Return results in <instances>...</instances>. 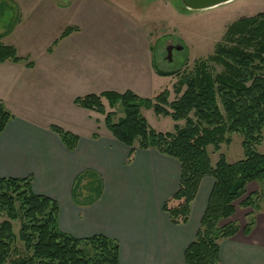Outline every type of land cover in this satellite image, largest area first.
I'll return each mask as SVG.
<instances>
[{"label":"trees","instance_id":"obj_1","mask_svg":"<svg viewBox=\"0 0 264 264\" xmlns=\"http://www.w3.org/2000/svg\"><path fill=\"white\" fill-rule=\"evenodd\" d=\"M72 29H65L60 37L69 35ZM2 37L0 33V63L27 61ZM211 64L222 66V70L215 72ZM174 92L176 98L169 100V89L154 98L132 90H106L78 96L74 102L105 116L107 129L130 147L129 160L137 148H153L179 162L178 189L164 205L172 223L189 220L203 177L214 179L195 237L185 249L184 262L218 264L220 241L241 231L249 235L255 225V211L264 208V152L256 149L264 131V11L229 24L214 54L197 60L194 71L178 79ZM103 99L108 100L112 110H107ZM118 105L122 107L121 116L115 110ZM143 108L185 123L176 124L173 131H157L144 116ZM13 117L0 99V133ZM50 128L67 148L77 146L78 135L59 125ZM233 132L243 136L244 157L229 162L221 153L213 165L209 146L218 151L223 142L229 141L227 134ZM32 181V176L0 178V264H122L115 238L104 234L76 237L63 231L59 227L58 202L34 192ZM82 181L85 194L79 188ZM252 182L259 185V190L248 192ZM101 194L102 178L98 173L88 170L77 176L73 189L77 202L88 205ZM240 199V207L251 208L244 226L231 220ZM15 222H19L18 231Z\"/></svg>","mask_w":264,"mask_h":264},{"label":"crops","instance_id":"obj_2","mask_svg":"<svg viewBox=\"0 0 264 264\" xmlns=\"http://www.w3.org/2000/svg\"><path fill=\"white\" fill-rule=\"evenodd\" d=\"M90 1L93 2L88 0V3ZM104 1L120 7L130 15L138 11V0L130 8L119 0ZM82 2L69 0L64 7L57 4L56 12L64 15L68 9V18L64 20L66 26L54 40L67 28H73L71 33L81 28L77 14L81 11ZM149 3L155 6L156 0H150ZM23 21L22 16L5 30L0 26L2 41L13 44L18 52V43L10 39ZM71 33L64 38L60 37V42L57 41V47L51 53L54 57L60 43L69 39ZM63 50L62 54L68 55L70 59V52ZM143 53L153 61L152 47H147ZM62 64L54 65L52 75L55 81L52 78V82L57 88L52 89L51 96L56 91L59 106L61 109L67 108L63 113L66 118L57 116L55 121L46 122L41 121L38 113L31 109L35 97L33 78L41 82L44 77L42 71L37 69L38 65L27 67L23 62L13 61L0 63V99L14 114L0 133V178L32 176L33 191L58 202L59 227L63 231L76 237L104 234L115 238L119 242L122 264H185V249L195 237L214 179L211 176L203 177L191 205L189 220L181 224L172 223L164 205L178 189L179 162L153 148H137L129 160V146L117 140L98 121L94 126L93 120L100 119L98 114L75 106L73 100L78 93L70 95L72 91L69 88L71 64ZM149 66L142 73L146 85L154 81L156 76L153 62ZM63 67L67 74L61 71ZM80 83L85 84L84 73ZM97 86L99 88L94 87V92H124L130 89L142 96L135 86L129 87L118 80ZM77 122L92 124L82 133ZM53 124L79 135V142L74 149L65 146L60 136L50 128ZM95 132L98 133L96 137L93 136ZM88 170L101 176L102 194L93 203L82 205L75 200L73 189L77 176ZM255 216V225L249 235L241 231L220 241L218 264H264V208L255 211ZM231 220L244 226L247 215L244 220L233 217Z\"/></svg>","mask_w":264,"mask_h":264},{"label":"rangeland","instance_id":"obj_3","mask_svg":"<svg viewBox=\"0 0 264 264\" xmlns=\"http://www.w3.org/2000/svg\"><path fill=\"white\" fill-rule=\"evenodd\" d=\"M68 1L0 0L1 29L5 30L23 16L24 21L14 32L10 41L18 43L20 52L18 50L17 52L20 57L28 58L27 61L21 62L27 67H34L37 64V69L44 74L41 82L33 78L35 97L31 108L38 113L41 121H55L57 116L66 118L63 113L67 108L61 109L59 106L56 91L51 96L52 89L57 88L52 82V71L56 63H59V66H62V63H65V66L68 63L71 64L69 66L72 69L70 95L76 92L78 93L76 97L90 93L99 94L101 92H94V87L99 88L97 84H108L118 80L129 87L135 86L142 97L154 98L164 89H169L171 93L169 100H173L176 98L174 85L178 79L184 74L193 72L197 60L214 54L216 45L222 40L229 24L242 16H252L264 11V0H232L201 11L187 9L181 0H156L155 6L151 3L147 4L150 0H138V3L137 0H119L129 8L133 2L137 3L138 11L130 15L124 13L120 7L112 3L108 4L104 0H93L89 3L88 0H83L80 6L81 11L77 10V21L81 28L73 31L69 39L60 43L54 57L51 53L54 47H57L55 41L60 42V36L54 39L66 26L64 20L68 18L66 15L68 9L65 10L64 15H60L59 11L56 12L57 4L64 7L67 6ZM168 45L175 46L172 49L171 59L168 58ZM149 46L153 48V61L145 57L143 53ZM176 46L181 47L176 48ZM63 49L70 52V59L68 55L62 54ZM27 54L30 56H26ZM28 62H33V65L28 66ZM151 62L155 67L156 76L154 81L150 80L151 82L146 85L142 73H145ZM211 66L215 72L222 70L220 65L211 64ZM149 70L151 71L150 66ZM158 70H171L174 73L160 75ZM61 71L67 74L64 67ZM83 73L84 86L80 83ZM97 80L100 82H96ZM146 86L144 91L146 94L143 95L142 90ZM89 90L92 92H86ZM103 102L107 110H112L107 99H103ZM75 106L94 111L76 104ZM115 110L118 116L123 114L120 105ZM95 112L100 119L93 120L94 126L96 127L95 123L98 121L105 130H108L104 123L105 116ZM142 112L149 124L157 131H173L176 124L184 125L185 123L184 120L175 121L170 116H159L153 109L143 108ZM91 124V122H77L76 125H79L78 129L83 133ZM66 130L74 133L70 129ZM95 133L98 135L97 132ZM227 138L230 142H223L218 151H215L213 146H209L213 165L221 153L226 155L229 162H235L244 157L242 134L228 133ZM256 149L264 152V131L263 140L257 144ZM84 184L85 181L79 184L82 192ZM256 190H259V185L256 182L250 183L248 192ZM240 201L241 199L236 202L237 213L232 217L244 220V217L251 212V208L240 207ZM18 229L19 222H15V230L18 231Z\"/></svg>","mask_w":264,"mask_h":264},{"label":"water","instance_id":"obj_4","mask_svg":"<svg viewBox=\"0 0 264 264\" xmlns=\"http://www.w3.org/2000/svg\"><path fill=\"white\" fill-rule=\"evenodd\" d=\"M232 0H181L183 5L193 11H201L211 9L213 7L219 6L221 4L230 2ZM174 45H168V58L171 59V53ZM175 47V46H174ZM181 46H176V48H180Z\"/></svg>","mask_w":264,"mask_h":264}]
</instances>
